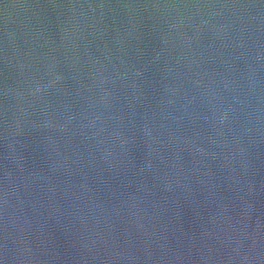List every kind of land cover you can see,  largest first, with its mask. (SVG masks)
<instances>
[{"label":"water","instance_id":"1","mask_svg":"<svg viewBox=\"0 0 264 264\" xmlns=\"http://www.w3.org/2000/svg\"><path fill=\"white\" fill-rule=\"evenodd\" d=\"M0 264H264V0H0Z\"/></svg>","mask_w":264,"mask_h":264}]
</instances>
